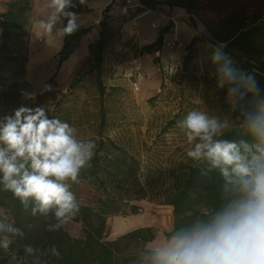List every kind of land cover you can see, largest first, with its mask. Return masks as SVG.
<instances>
[{"label":"trees","instance_id":"16d2710c","mask_svg":"<svg viewBox=\"0 0 264 264\" xmlns=\"http://www.w3.org/2000/svg\"><path fill=\"white\" fill-rule=\"evenodd\" d=\"M148 8L155 9L159 3L182 7L191 17L201 19L208 33V39L215 47L226 44L224 51L232 57L234 66L255 76L259 87L264 90V0H140ZM74 8L79 11V0H73ZM30 0H11L7 10L0 13V119L14 115L23 103L19 80L26 72L29 50V33L32 19L29 18ZM210 12L215 17L205 13ZM66 23V21H65ZM195 33L189 41L191 49L199 37L205 38L195 24ZM172 24L167 22L159 31L156 39L140 46V54H152L153 62L159 63L164 46V34ZM91 27L79 24L72 35L64 36L59 51L55 54L57 65L66 61L79 46L81 37ZM121 36V28L114 25L106 15L99 20L97 39L88 44L93 67L97 69L96 83L99 95L105 92L101 80V66L104 51ZM190 54L183 58V68H187ZM206 63L216 70L211 57ZM82 79L78 67L74 69L69 88H75ZM251 96L245 98V103ZM233 125L225 137L230 140L249 139L242 127L243 115L240 109L233 110L227 105ZM100 125L105 116L100 115ZM171 123V122H170ZM91 140L95 141V155L92 167L82 171L80 183L71 186L80 205L75 217L68 218L82 225V235L72 236L62 225L57 231H49L48 226L58 223L54 210L47 215H32L34 202L25 208L10 191L0 184V208L10 214V221L21 229L23 236H12L0 232V241L11 238L8 249L0 248V264H14L11 253L20 259V264H146L145 257L149 248L145 243L155 238L151 226L131 229L112 240L104 239L107 218L110 215L137 213L140 206L136 201L150 198L148 193L160 187L162 193L159 203L172 207V227L165 235L174 230L190 226L197 219H209L223 203L224 180L218 170H209L206 163L184 164L173 167L169 182L165 185L157 180L143 176L140 161L125 148L99 131ZM164 184V183H163ZM152 199V198H151ZM25 245L38 249L34 255L25 253ZM55 246L60 256H53Z\"/></svg>","mask_w":264,"mask_h":264},{"label":"clouds","instance_id":"9594fccd","mask_svg":"<svg viewBox=\"0 0 264 264\" xmlns=\"http://www.w3.org/2000/svg\"><path fill=\"white\" fill-rule=\"evenodd\" d=\"M74 7L73 0H47V15L34 22L42 36L56 41L78 30L77 13L69 10ZM225 47L218 43L211 54L216 87L226 90L233 110L240 109L249 139L223 138L231 128L229 120L206 111L193 109L177 120L191 145L186 156L223 177V203L209 219H197L155 241L146 264H264V90L253 74L234 66ZM23 95L35 99V94ZM95 149V141L82 138L68 122L49 118L44 106H21L0 119V184L25 208L34 202V216L54 210L58 223L48 230L57 231L60 222L80 210L71 186L92 167ZM0 232L23 236L21 229L3 221ZM11 243L6 238L0 248L7 250ZM24 251L34 255L39 250L25 245ZM51 253L60 256L55 246Z\"/></svg>","mask_w":264,"mask_h":264},{"label":"rangeland","instance_id":"374dc122","mask_svg":"<svg viewBox=\"0 0 264 264\" xmlns=\"http://www.w3.org/2000/svg\"><path fill=\"white\" fill-rule=\"evenodd\" d=\"M162 4L168 14L166 23L170 22L169 16L178 13L173 12L171 7L168 9L167 4ZM205 14L215 17L207 11ZM121 15L123 18L113 21L120 28L125 21H130L133 28L137 27L135 22L139 20L140 25L144 19H135L130 14ZM192 17L206 37H199L189 49L188 38L195 33ZM192 17L187 12L178 14L180 24H177V29L183 46L174 49L163 46L159 63L153 62L154 55L139 53L147 38H126L121 29L120 38L104 51L101 80L105 92L102 96L96 83L97 69L93 67L88 48L78 55L70 69L62 73V66L67 67L69 60L58 67L56 53H40L44 38L29 43L25 76L19 80L23 98L21 106H44L49 118L68 122L78 129L84 139L91 140L102 131L140 161L143 176L165 185L170 180L173 167L198 163L186 156L191 145L176 126L177 120L196 109L221 119L227 118L233 125V118L227 110L226 90L216 87V70L206 66L214 47L207 38L209 35L201 19L196 15ZM93 27L99 28V23ZM162 27L156 25L157 33ZM168 32L164 34V39ZM186 54H190V60L185 69L183 58ZM76 67L82 79L70 89L69 83ZM25 93L35 94V99H26ZM102 112L105 121L100 125ZM160 187L148 193L150 198L136 201L140 206L137 213L108 216L104 239H115L142 226H151L155 230V238L144 244L146 248L165 238V232L172 225V207L157 201L163 192ZM0 221H10V214L2 208ZM60 223L72 236L82 235L80 222L66 217ZM10 256L12 263L20 264L14 253Z\"/></svg>","mask_w":264,"mask_h":264},{"label":"crops","instance_id":"0c3cea01","mask_svg":"<svg viewBox=\"0 0 264 264\" xmlns=\"http://www.w3.org/2000/svg\"><path fill=\"white\" fill-rule=\"evenodd\" d=\"M11 0H0V13H3L7 10V5ZM123 0H79V4L81 5V9L79 11H74L78 16V24H81L85 27H91L90 31L83 35L79 41V46L75 49L73 54L66 60H69V63L63 65L62 63V73H65L74 62L77 60L78 55L83 52L84 49L88 48V44L94 42L98 36V27H93L95 23H99V20L103 18L105 15L107 18H111L112 22L116 20V18H123L120 13V7ZM142 4V3H141ZM142 6L149 11L143 13L138 18H144L142 23L139 25V20L137 23V27H132L130 21H125L121 29L123 31V36L126 38L130 37H138L142 36L143 38H147L143 44L150 43L154 41L158 35L157 27L164 26L166 23V16L168 15L165 8V5L159 3L155 9L148 8L144 4ZM168 9L170 6H167ZM173 12L181 14L186 12L182 7L172 6ZM140 10V9H139ZM47 0H30V11L29 18L32 19V27L29 33V43H35L37 39L44 38L45 42L43 44L40 53H57L62 46L63 38L57 39L53 41L51 38H46L42 36V33L39 31L38 26L34 23L36 20L44 18L47 15ZM170 11V10H169ZM135 12H131L130 15L134 16ZM183 25V21H181ZM180 22H178L179 26ZM190 35L188 39L191 40L192 36ZM142 44V45H143ZM65 61V62H66ZM32 63V62H31ZM170 226L169 230L171 229Z\"/></svg>","mask_w":264,"mask_h":264},{"label":"built area","instance_id":"2783aa9c","mask_svg":"<svg viewBox=\"0 0 264 264\" xmlns=\"http://www.w3.org/2000/svg\"><path fill=\"white\" fill-rule=\"evenodd\" d=\"M148 11V9H145L142 6L140 0H123L120 7V12L122 14L128 15L131 12H135L133 16L135 19ZM168 19L172 26L170 28L171 30L168 32V36L164 39V46L169 49L182 47L183 41L181 40L177 29V24L179 22L178 14H171Z\"/></svg>","mask_w":264,"mask_h":264},{"label":"bare ground","instance_id":"6f19581e","mask_svg":"<svg viewBox=\"0 0 264 264\" xmlns=\"http://www.w3.org/2000/svg\"><path fill=\"white\" fill-rule=\"evenodd\" d=\"M37 65V64H36Z\"/></svg>","mask_w":264,"mask_h":264}]
</instances>
